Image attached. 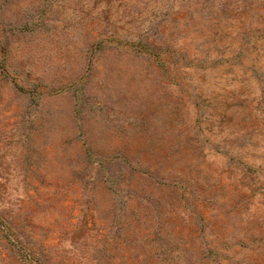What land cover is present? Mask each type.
Returning <instances> with one entry per match:
<instances>
[{
  "label": "rangeland",
  "instance_id": "obj_1",
  "mask_svg": "<svg viewBox=\"0 0 264 264\" xmlns=\"http://www.w3.org/2000/svg\"><path fill=\"white\" fill-rule=\"evenodd\" d=\"M0 264H264V0H0Z\"/></svg>",
  "mask_w": 264,
  "mask_h": 264
}]
</instances>
